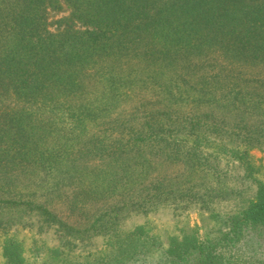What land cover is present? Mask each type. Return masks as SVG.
<instances>
[{"label":"trees","instance_id":"obj_1","mask_svg":"<svg viewBox=\"0 0 264 264\" xmlns=\"http://www.w3.org/2000/svg\"><path fill=\"white\" fill-rule=\"evenodd\" d=\"M62 4L81 28L47 29L48 9ZM139 93V116L121 115ZM257 147L264 0H0V224L34 212L69 235H106L81 261L46 247L44 263L264 264ZM156 155L185 164L183 180L153 177ZM228 167L255 192L240 211L210 215L212 235L181 230L164 245L146 222L118 227L128 210L187 197L177 184L226 186ZM57 203L87 224H68ZM2 234L3 264H26L22 240Z\"/></svg>","mask_w":264,"mask_h":264},{"label":"rangeland","instance_id":"obj_2","mask_svg":"<svg viewBox=\"0 0 264 264\" xmlns=\"http://www.w3.org/2000/svg\"><path fill=\"white\" fill-rule=\"evenodd\" d=\"M68 12V9L63 4L59 9L49 8L47 11V29L51 32H57L68 25L75 29L81 28L78 23H73L67 18ZM143 97L151 99L150 95H143ZM140 98H142L140 93L132 95L118 107L117 111L124 116L129 113L139 116L140 112L136 108L137 101ZM96 129L94 131H97ZM249 153L255 166L259 168V172L256 174L257 177L264 181V149L253 148ZM152 164L154 165L152 175L155 178L165 176L170 178V180L174 179V181L181 182L184 177L181 174H184L187 170V168H184L185 166L183 167L185 164L179 161H163L160 155L153 156ZM226 173L227 175L222 178V180L226 181V186L221 184L220 181H216V178L193 179L184 184H177L176 187L182 186L183 190L185 189L184 193L188 195L187 197L182 194H176V196L168 200L148 206L146 211L128 210L121 217L118 227L129 229L136 224L146 222L151 232L164 245H167L171 236H179L182 232L181 230H196L201 237L205 234L212 235L216 227H213L214 220L210 215L214 213L224 215L240 211L255 192V184L248 179L244 180L241 178L242 171L239 168L228 167ZM190 184L193 190L197 191L196 193L187 190V187H191ZM206 191H209L210 196L208 202L202 197V194ZM87 209L91 210L90 208ZM53 210L75 228L82 229L87 224L85 215L80 214L78 216L75 213L69 216L64 203H57ZM41 223L36 213L29 212L19 216L12 224H0V264H3L1 245L4 234H2V230H5V233L8 234L13 233L18 239L22 240L26 264H47L44 263L45 260L41 257L44 253L43 249L46 247L58 248L68 253V256L76 261H81L89 253L97 254L96 252L102 249L103 246L105 248L106 235H94L88 232L79 235H69L58 230L55 225ZM38 249H41V252L37 251ZM237 249L239 254L246 255L242 248ZM261 252L264 256V243L262 244ZM183 262L185 264H196L192 257L186 258Z\"/></svg>","mask_w":264,"mask_h":264}]
</instances>
